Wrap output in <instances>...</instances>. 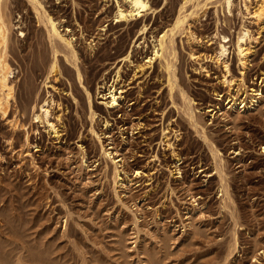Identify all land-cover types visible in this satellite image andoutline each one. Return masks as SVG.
I'll use <instances>...</instances> for the list:
<instances>
[{
	"label": "rangeland",
	"instance_id": "obj_1",
	"mask_svg": "<svg viewBox=\"0 0 264 264\" xmlns=\"http://www.w3.org/2000/svg\"><path fill=\"white\" fill-rule=\"evenodd\" d=\"M38 1H3L0 264H264L263 0Z\"/></svg>",
	"mask_w": 264,
	"mask_h": 264
},
{
	"label": "bare ground",
	"instance_id": "obj_2",
	"mask_svg": "<svg viewBox=\"0 0 264 264\" xmlns=\"http://www.w3.org/2000/svg\"><path fill=\"white\" fill-rule=\"evenodd\" d=\"M3 1L4 0H0V109L3 110V111H6L8 106H9L11 98L14 97V86L9 80L10 74L12 72V68H11V65L9 64V62L7 61V58H6V55H7L6 51H7V47H8V43H9V35H10L9 34L10 33V21L3 14V3H4ZM32 1L34 2L35 5L37 3H39L38 0H32ZM126 1L129 4L130 9H125V8L122 7L121 4H119L118 10H117V13H116V17H118L120 20H127L128 21V20H131L133 18H136L138 15H142V13H146L147 11L153 9V5L151 4L150 0H126ZM33 2H31V3H33ZM227 4L230 7L232 5V1L231 0H227ZM181 12H179V14L177 15L173 26L170 29L166 30L161 35V37L157 40V44L155 45V49H154V54L151 55L149 57V59L147 60V62L150 64V66H152V62L155 59H157V58L162 60V59H165V58L169 57V55H170L169 54V49L171 48L170 45H171V42H172L169 39V38H171L169 36L172 33H174L173 32L174 29L182 28V26H184V24H185V22L187 20V14H183ZM39 13H40V11H39ZM193 14H194V12H193ZM256 15L259 16V17L264 15V0L261 3V5L259 6V8H258V10L256 12ZM50 16L47 17V18H48V22H49V36L51 38V41L53 42V40H54L53 38L59 37L60 39L66 41L68 44H71V41L68 40L67 38H65L61 34L57 23ZM146 28H147V25L144 24L140 34L144 33ZM224 38H226V36H224ZM245 38L241 37V40L242 39L244 40ZM167 40L170 42V44H169V42ZM238 47H239V52L245 58L246 55H247V52L245 51L246 48L243 47L241 41H239ZM171 51H172V49H171ZM226 53H227V47H226L225 44L222 43L221 47H220V51L216 54L217 60L223 61V58L225 57ZM74 54H75V52H74ZM167 54H169V55L166 57ZM172 54L175 55V53H173V51H172ZM243 57H242V63L245 64V59H243ZM170 60H171V58H170ZM170 62H168V63L166 62L168 64V68L169 69L171 68L169 64L172 65V63H170ZM167 64H166V67H167ZM226 68H227V71H229L228 64H226ZM58 71H59V69H58L57 60H54L52 62V64H51L50 74L49 75L50 76H51V74L55 75L56 73H58ZM174 71L175 70L173 69V74H174ZM79 75H80V78H81V74H79ZM170 81H171V84H173L171 78H170ZM234 81H235L234 79H230L227 76H225V78L223 79V83L227 84L229 86H232ZM115 89L116 88L114 87L111 90V92H110V94H111V104L112 105H116V104L119 103V96L116 95ZM89 99H90V93H89ZM257 101L259 102V99H257ZM90 106H91V100H90ZM37 108H40L43 111H45L46 113H48L47 101H44L41 104L38 102ZM91 109H92V106H91ZM92 112L94 114L93 109H92ZM189 115L193 116V113L189 111ZM36 117L39 118V115H36ZM52 128L54 129L55 133H57L58 129L56 128V126L52 124Z\"/></svg>",
	"mask_w": 264,
	"mask_h": 264
}]
</instances>
